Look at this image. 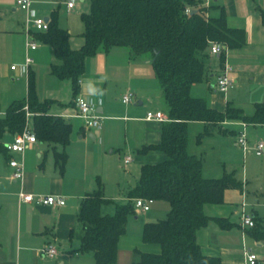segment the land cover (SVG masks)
I'll use <instances>...</instances> for the list:
<instances>
[{"label":"crops","instance_id":"0c3cea01","mask_svg":"<svg viewBox=\"0 0 264 264\" xmlns=\"http://www.w3.org/2000/svg\"><path fill=\"white\" fill-rule=\"evenodd\" d=\"M32 1L38 16L48 19L50 24L56 19L58 25L68 31L73 49L83 46L81 14L85 13L83 4L86 0H79L72 9L67 6L69 0ZM204 4L207 7H223L228 26L245 31L246 45L240 49H230L226 45L220 55H213L209 50L207 78L204 82L195 83L191 94L204 98L208 106L220 112L226 110L229 102L244 111L239 101L240 93L232 92L230 96L229 91L223 93L215 88L218 75L228 63L233 67L231 78L234 82L229 90H243L255 110V105L264 99V0H204ZM209 13L218 16L219 10L214 8ZM26 16L25 11L16 7L15 0H0V117L5 115L13 101L23 99L24 95L27 97L29 73H23L19 67L12 70L11 67L20 66L26 55L30 54L35 62L29 72L33 71L37 75L38 82L45 72L51 86L46 96L38 93L39 100H52L49 113L71 123L72 133L67 145L38 139L27 149L23 157V180L16 181L13 178L14 168L10 165L12 158L20 160L21 156L0 153V264H95L91 251L79 250L83 235V227L78 220L81 204L97 190L99 179L103 184L104 197L110 201L103 206V211L112 214L116 205L130 200L129 192L136 186L142 166L162 163L168 158L160 149L142 151L162 141L164 122L146 119L149 111H161L167 115V109L161 108L164 104L162 90L151 60L134 57L128 47L120 46L109 51L100 49L95 55L86 58L84 72L79 78L80 88L74 95L69 79H60L51 73L52 64L57 62L54 49L39 39V33L46 31L31 28L39 47L28 53ZM73 16H78L80 22L73 20ZM128 92L134 93L135 97L131 103L125 104L122 97ZM78 96L95 103L96 111L104 117L101 129H87L83 120L75 116V100ZM238 122H223L222 128L227 130L225 133L206 136L201 143L197 142V135L203 131L204 124H188V127L196 126V131H199L195 139L197 149L189 152L188 141V152L201 157L204 177L220 178L231 173L217 166L206 173L200 149L208 138L238 135ZM32 126L34 128L33 121ZM250 127L264 129L260 125L250 124ZM13 137L7 134L3 139L4 146ZM236 139L237 136L234 144L244 156L253 151L245 153ZM212 140L222 142L219 139ZM228 142L231 146L232 140L228 139ZM255 143L249 138L251 147ZM127 155L133 160L125 165L123 161ZM216 163L226 169V162L222 158ZM261 167H264V159ZM249 174L247 169L240 172L238 177L235 176L242 181V189H227L222 203L204 206L205 214L212 220L197 231V243L204 254L219 257L221 264H246L245 249L257 254V264H264V183L258 180L253 185ZM22 190L63 196L66 204L51 207L21 202L19 193ZM161 202L158 208L160 217H152L155 220H146V223L166 218L170 207L163 204L167 201ZM243 207L253 216L255 227H242ZM140 214L136 212L131 217L137 220ZM163 215H166L165 218H162ZM131 217L126 233L118 240L117 258L113 264H134L140 259L141 253H161L159 244L143 240L145 224L136 232L129 228ZM215 218L225 219L230 226L223 228ZM47 245L56 247L58 252L54 258L43 255L42 249Z\"/></svg>","mask_w":264,"mask_h":264},{"label":"trees","instance_id":"16d2710c","mask_svg":"<svg viewBox=\"0 0 264 264\" xmlns=\"http://www.w3.org/2000/svg\"><path fill=\"white\" fill-rule=\"evenodd\" d=\"M89 1V11L81 14L84 44L80 49L71 47L70 34L56 19L48 31L39 33L41 42L54 49L57 62L52 64L51 73L69 79L76 95L87 57L100 49L128 47L134 57L151 60L170 120L164 122L161 143L142 150L160 149L168 158L162 163L143 165L136 186L129 192L130 200L116 205L112 214L103 211L110 201L104 197L103 184L98 179L97 190L84 199L78 214L83 227L79 250L91 251L95 264H113L118 240L126 233L129 218L136 215L134 199L142 197L167 201L170 211L165 219L143 227V240L159 244L161 253H141L134 264H221L219 257L203 253L196 234L212 220L205 214L204 206L222 203L225 190L242 189L243 183L234 173L220 178L203 176L201 157L188 152V124H204L197 135L198 143L206 136L225 133V121L264 126V99L255 105L252 115H246L231 102L220 112L208 106L204 98L192 96L191 89L207 78L210 42L240 49L246 45L245 31L229 27L224 8L207 7L204 0ZM214 8L219 10L218 16L210 15ZM51 104L52 100H39L36 77L30 71L27 97L13 101L0 117V153L7 152L4 137L24 129L26 106L33 113L31 120L38 139L67 145L72 125L50 114ZM215 220L223 228L230 226L225 219Z\"/></svg>","mask_w":264,"mask_h":264},{"label":"built area","instance_id":"2783aa9c","mask_svg":"<svg viewBox=\"0 0 264 264\" xmlns=\"http://www.w3.org/2000/svg\"><path fill=\"white\" fill-rule=\"evenodd\" d=\"M79 0H69L67 2V6L69 9L75 7L76 3ZM16 7L22 9L26 12V41H27V51H35L39 47V43L35 40L32 35L31 28L36 31H48L50 28V21L44 17H40L37 14V11L32 7V0H15ZM187 13L190 12V9L186 10ZM226 49V45L221 42L212 41L210 42V53L213 55H220ZM35 62L34 58L27 54L24 62L19 65H13L11 67L12 70H16L18 67L25 74L29 73L30 66ZM233 72V67L226 63L224 65L223 70L218 75L216 79L215 88L223 93H227L230 87L233 86V79L231 78V73ZM135 95L132 92H128L122 97V102L125 104H129L133 101ZM77 114L75 115L77 118H80L84 122V126L87 129H101L102 121L104 117L96 111V105L90 99H86L84 97L78 96L75 100ZM26 110V124L22 132L14 135L13 140L5 144V148L8 153L18 154L21 156L20 160H16L12 158L10 160V165L14 168L13 178L17 180H23L25 175V163H24V154L27 149H29L33 144L38 141L36 132L32 126L31 117L33 113L29 110L28 106L24 108ZM147 120H156L166 122L169 121V117L165 115L161 111H149L146 114ZM227 123V122H226ZM238 124L241 129L237 135V144L244 150V152H248L253 150L257 156H262L264 154V140H260L255 143L253 147L249 145V138L247 128L249 124L245 121H240ZM133 160L130 155H127L124 158V164L127 165ZM19 197L21 202L25 203H34L37 205H45L51 207H61L66 204L65 197L59 195H44V194H34L28 193L24 190L20 191ZM155 202L152 198H136L134 200L135 211L137 213H147L153 203ZM241 222L243 228H253L255 227V221L253 216L248 213L245 208L242 209L241 214ZM57 249L54 245H47L42 249L43 255L54 258L57 255ZM245 257L246 264H257L258 256L256 253H253L249 249H245Z\"/></svg>","mask_w":264,"mask_h":264},{"label":"rangeland","instance_id":"374dc122","mask_svg":"<svg viewBox=\"0 0 264 264\" xmlns=\"http://www.w3.org/2000/svg\"><path fill=\"white\" fill-rule=\"evenodd\" d=\"M83 8H84L83 12L89 11L90 9L89 0H86L84 2ZM74 15H77V14H74ZM73 20L80 22L78 16L77 17L73 16ZM49 90H51V86L47 80V75L44 72L43 76L40 77L39 82L36 78V92H37V95L38 93H40V96H46ZM228 91H229L230 96L232 92H236L237 94L240 93L239 101L241 102V104H243L245 113L251 115V113L254 111V107L249 104L247 94L243 92V90L239 91L238 89H234V90L231 89ZM23 97L25 98V95ZM161 108H163L164 110L167 109V105L165 104V102ZM196 129H197L196 126H193V125L192 126L190 125L188 127L189 139H190L189 140L190 141L189 142L190 143L189 152L192 151L193 149L194 150L197 149V146H195V141H196L195 139L199 131H196ZM240 129L241 127L239 126V130ZM247 132H248V138H250L251 141L258 142L260 139L264 140V129L262 130L261 128H253V127L249 128L248 126ZM236 136L237 135H235V137L234 136H217L219 138H208L209 140H206L207 141L206 144L205 142H203V146L200 149V153H202L201 155H203L204 157V164L206 165V168H205L206 173L208 172V169L212 170V167L217 166L219 169L225 170L226 172L234 173V175L238 177L239 176L238 174L240 172L244 170L246 171L248 169L250 171L249 178L251 179L253 185L257 184L258 180H262V183H264V167L263 168L261 167V161L264 159V154L262 155L263 157L262 156L258 157V156H255L254 151H250L244 156L242 150L239 147H236L234 144V140ZM212 139H219V141H222V142L217 143L215 142V140L214 142H212L213 141ZM228 139L232 140L231 146L229 145ZM226 141H227V144H224ZM220 158H222L226 162L225 163L226 169H224V167H221L218 165V163H216V161ZM221 165L223 166V164ZM211 173L216 174L214 173V171H211ZM261 174H263L262 177H261ZM155 201L157 202L152 206V210L150 212L141 213L139 215V219L137 220H135L134 217H131L130 219L131 223L129 225V228L131 230H133L134 232H136L138 228L139 230H141L142 226L146 223V220H155L157 217H160L159 215L160 210H158V208L160 207V204L162 202L161 200H155ZM163 204L166 205L167 208L170 207L169 203L167 202H163ZM163 216L164 217L162 218H165L166 215H163ZM152 217H154L155 219H152Z\"/></svg>","mask_w":264,"mask_h":264},{"label":"water","instance_id":"95a60500","mask_svg":"<svg viewBox=\"0 0 264 264\" xmlns=\"http://www.w3.org/2000/svg\"><path fill=\"white\" fill-rule=\"evenodd\" d=\"M191 12L193 13V12H195V11L193 10V11H191ZM47 20H48V19H47Z\"/></svg>","mask_w":264,"mask_h":264}]
</instances>
